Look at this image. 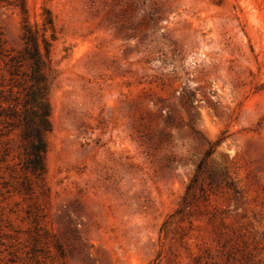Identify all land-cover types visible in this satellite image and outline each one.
<instances>
[{"label": "rangeland", "instance_id": "rangeland-1", "mask_svg": "<svg viewBox=\"0 0 264 264\" xmlns=\"http://www.w3.org/2000/svg\"><path fill=\"white\" fill-rule=\"evenodd\" d=\"M26 3L55 24L52 129L44 187L0 178V264H29L30 205L66 264H264V0ZM22 24L0 8L6 46Z\"/></svg>", "mask_w": 264, "mask_h": 264}, {"label": "trees", "instance_id": "trees-1", "mask_svg": "<svg viewBox=\"0 0 264 264\" xmlns=\"http://www.w3.org/2000/svg\"><path fill=\"white\" fill-rule=\"evenodd\" d=\"M5 6L18 8L23 24L19 49L6 46L0 30V171L6 174L0 178L5 188L12 186L14 192L31 196L34 184L45 186L46 135L52 129L50 92L56 31L51 15L43 22L42 28L31 24L26 0H0V8ZM16 132L20 137L17 157L12 155L14 145L11 138ZM215 147L216 143H209L208 150L197 164L183 198L184 205L199 185ZM27 215L34 224L33 230L28 232L26 245L28 263L66 264V252L60 239L51 237L47 230L40 228L39 217L31 205Z\"/></svg>", "mask_w": 264, "mask_h": 264}]
</instances>
